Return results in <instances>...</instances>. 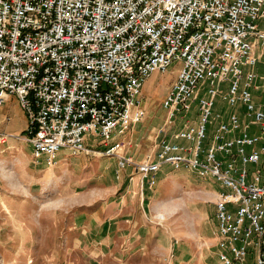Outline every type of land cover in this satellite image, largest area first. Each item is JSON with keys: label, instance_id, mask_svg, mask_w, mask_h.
<instances>
[{"label": "built area", "instance_id": "1", "mask_svg": "<svg viewBox=\"0 0 264 264\" xmlns=\"http://www.w3.org/2000/svg\"><path fill=\"white\" fill-rule=\"evenodd\" d=\"M258 45L264 49V0H0V108L17 98L33 157L49 166L62 150L87 151L89 136L117 155L119 138L146 118V82L180 63L163 108L172 124L198 100L197 124L187 123L140 163L119 156L121 167L132 165L151 187L166 167L220 184L219 261L264 264V103L253 94ZM218 97L245 107L248 122L237 112L221 121ZM9 137L0 130V145Z\"/></svg>", "mask_w": 264, "mask_h": 264}, {"label": "rangeland", "instance_id": "2", "mask_svg": "<svg viewBox=\"0 0 264 264\" xmlns=\"http://www.w3.org/2000/svg\"><path fill=\"white\" fill-rule=\"evenodd\" d=\"M180 67L146 82V118L119 138L117 155L89 136L79 155L62 150L54 166L37 161L21 130L27 115L18 101L5 106L0 129L15 136L0 145V264H165L171 255L174 264H221L213 195L220 184L166 167L151 187L132 165L120 164L119 156L140 163L187 123L197 124L193 113L170 124L163 108Z\"/></svg>", "mask_w": 264, "mask_h": 264}, {"label": "crops", "instance_id": "3", "mask_svg": "<svg viewBox=\"0 0 264 264\" xmlns=\"http://www.w3.org/2000/svg\"><path fill=\"white\" fill-rule=\"evenodd\" d=\"M255 52L260 57V62L258 63V65L255 68V72L257 74V80L255 82V87L253 88V94H254L255 101L260 104V103H264V64H262V63H264V50L259 49V45H258L256 47ZM14 100L18 101L15 96L9 97L8 102L6 103V105L9 104L10 102L14 101ZM5 106L0 108V117H1V115L3 113V111L5 110ZM234 112H237L238 114H240L241 118H242V120L244 122H248L247 119L245 118V115H244L245 107L240 106L238 108H232L229 105H227V103L224 102L221 97L217 98L216 107H215V113L221 115V121H225V122L228 121L230 115L232 113H234ZM192 113H193V116H192L193 118H189V119H194V118L198 119V115H197L198 114V100H196L193 103V112ZM8 119H10V117H8ZM181 119H183V118H181ZM185 119H188V115H185L184 120ZM3 123H4L3 119L1 120V118H0V127L3 125ZM183 124H184V121L182 120L179 123L180 127L183 126ZM217 126H218V123L214 124L215 128L214 127H210L209 128V133H210L211 136L213 135V133L216 130ZM27 127H28V118H27L26 126L23 127L21 130H25V129H27ZM213 128H214V130H213ZM251 132L254 133V134L258 133V127L251 126ZM7 135L15 136L14 133H10V134H7ZM235 135H239V133H236ZM173 140H175V138ZM180 143L181 144H187V143H185L183 141H180ZM213 184H215V183H211V186ZM213 191H214L213 195H214V197H216L222 191V188L220 186L219 188L213 189ZM214 201L216 202V200H214ZM175 264H177V263H175Z\"/></svg>", "mask_w": 264, "mask_h": 264}, {"label": "bare ground", "instance_id": "4", "mask_svg": "<svg viewBox=\"0 0 264 264\" xmlns=\"http://www.w3.org/2000/svg\"><path fill=\"white\" fill-rule=\"evenodd\" d=\"M160 221H165L168 219V214L166 212H162L158 215ZM162 223V222H161Z\"/></svg>", "mask_w": 264, "mask_h": 264}]
</instances>
